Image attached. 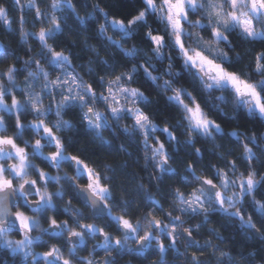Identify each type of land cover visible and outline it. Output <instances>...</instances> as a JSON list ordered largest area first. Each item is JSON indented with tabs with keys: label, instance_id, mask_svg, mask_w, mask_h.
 Listing matches in <instances>:
<instances>
[{
	"label": "snow or ice",
	"instance_id": "6c2138e0",
	"mask_svg": "<svg viewBox=\"0 0 264 264\" xmlns=\"http://www.w3.org/2000/svg\"><path fill=\"white\" fill-rule=\"evenodd\" d=\"M13 3L21 13L18 29L6 6H0V23L28 47L21 58L0 43V66L6 65L0 67V248L11 257L6 264H120L133 254L143 258L140 264H264V245L233 255L231 237L211 219L218 215L238 227L245 240L264 241V197H259L264 190V0H140L130 18H117L93 0H47L43 8L28 0L26 7L34 13L30 20L21 0ZM93 22L99 25V48L88 40ZM156 22L160 28L152 26ZM29 23L38 31L28 30ZM145 28L151 56L142 63L144 49L126 45ZM72 34L83 37L82 44L98 57L83 70L91 83L81 79L73 56L49 43ZM33 36L38 51L29 45ZM101 51L113 55L101 63ZM121 59L127 61L123 67ZM165 62L161 72L156 65ZM141 73L165 94L175 124L154 119L155 97L133 86ZM185 75L190 87L182 86ZM77 109L90 130V144L103 153H111L116 140L105 144V132L111 135L105 125L120 136L128 133L119 145L124 154L127 141L140 142L144 168L153 169L150 186L141 178L130 192L116 183L126 174L127 161L118 166L104 160L98 167L85 155L88 145L75 154L68 151L58 133L72 131V121L64 117ZM29 115L33 118L26 120ZM220 117L228 118L231 127L226 130ZM29 127L33 138L24 140ZM225 138L231 147L218 142ZM198 140L216 154L217 163L209 161L208 171L200 167L207 157ZM50 145L54 150L47 152L46 170L32 158L45 155ZM170 147L193 153L184 163L183 178L173 168ZM64 162L73 174L64 171ZM169 180L178 185L168 186ZM69 190L82 205L74 204ZM58 204L70 220L49 215ZM204 229L208 236L201 241L196 234ZM49 233L61 243L49 244Z\"/></svg>",
	"mask_w": 264,
	"mask_h": 264
},
{
	"label": "trees",
	"instance_id": "16d2710c",
	"mask_svg": "<svg viewBox=\"0 0 264 264\" xmlns=\"http://www.w3.org/2000/svg\"><path fill=\"white\" fill-rule=\"evenodd\" d=\"M74 2L78 3V0H74ZM93 2H99L101 6L105 7L108 11H110L113 15H115L117 18H130L132 15L136 14L138 7L140 6V0H93ZM4 5L9 10V18L13 21V28L18 29V18L21 15L16 10V6L13 3V0H3ZM21 3L25 5V16L29 20L34 15V13H31L27 9V3L28 0H21ZM37 3L40 4V6L43 8L44 4L47 3V0H44L42 3L41 0H37ZM91 10V9H89ZM81 14L83 15V10H81ZM100 22H103V19H100ZM71 23V21H69ZM154 28H160L158 22L153 23L152 25ZM28 30H34L38 31L37 28H33L32 24L29 23L27 26ZM97 25L95 22H93L90 26V31L88 32V40L90 43H97V40L95 38V29ZM147 31V29L140 30L136 36L135 41L137 45L144 50L151 51L150 49V42L148 41L147 37L144 35V33ZM111 32V31H110ZM83 37H78L75 34L71 35V38L68 36L61 35L60 38L56 41L50 40L49 43H52L53 46L59 51L64 50L68 54L74 57L73 63L78 64L84 60L88 59V54L85 52L83 48ZM73 40L76 42L73 43ZM0 42L3 44L10 45L12 49H14V57L19 56L21 58L25 57V48L28 47V45H24L19 40V36L15 35L14 33L6 32L5 27L0 23ZM29 45L35 48L37 51L39 50V42L38 39L33 36L29 40ZM178 59V58H177ZM141 62H145L142 58L141 53ZM17 63H20V61H17ZM153 63H156L155 60H153ZM127 64V61L121 59L120 60V67H123ZM157 68L162 72L166 67L167 63L165 62L163 65L157 64ZM23 69L21 68V72ZM158 74V73H154ZM166 79H170V77H165ZM21 80L23 77L20 78ZM162 83V81H161ZM136 87H141L143 90H145L149 96L155 97V102L151 105V114L153 115L154 119L157 121V123L163 124L165 122H171L172 124H175L176 122V113L175 110L171 108V106L166 102L165 94H162L160 91L156 90L152 85L151 82L147 80V78L141 73L137 76L136 83L133 85ZM181 86V85H177ZM182 86L190 87L189 80L187 79V76L182 77ZM17 93H19V89L16 90ZM170 94V93H168ZM148 109H146L147 111ZM226 111H230V109H226ZM50 116H52V113H49ZM215 118V113H213ZM67 116L72 117L74 120L79 119V112L78 110H72L67 114ZM32 116H27L26 120H31ZM54 118V117H53ZM221 120L226 122V130L231 127L230 121H228V118L226 117H220ZM131 123V121H129ZM81 130L76 133H70L65 134L64 139L68 144V151L70 153L75 154L76 150L78 148H81L84 145H88L87 151L85 155L87 156V159L94 164H96L98 167L102 165V162L104 160H107L111 164L120 165L123 161H127V164L124 166L125 168V175L119 176L116 178V183L118 185H122L129 188V191L136 186V182H138L141 178L143 180V183L145 186L149 185V175L153 171L151 166L148 168H144V160L142 158V145L139 141L133 142V141H127V146L129 147V151L127 154H124L123 151L119 148L120 143H123L126 141V137L121 135L119 140H115V142L112 145V152L109 154L103 153V151L95 146H92L90 144L88 135L86 132L83 131V126L78 125ZM246 127H255V125H245ZM6 135H11V131L5 133ZM68 135H72V142L69 143L68 141ZM110 136L109 134H106ZM24 140L32 139L33 138V132L32 129L29 127L27 128L25 134H24ZM162 139H167V135L165 134ZM182 140L184 137H180ZM20 143V141H18ZM221 144H224L225 147H231V145L228 143V138H225L224 140L218 141ZM22 144V143H21ZM197 147H201L205 151V156L207 158L203 159V164L200 166L201 168H204L205 171H208V164L209 161L212 163H217V160L215 159V152H209L210 145L206 148L204 145L203 140H198L196 143ZM170 151L173 153V168H179V171L181 173V178L184 176L183 166L185 162L191 161L194 156L191 151V149H183L178 150L174 147H170ZM119 153V154H117ZM119 170V169H118ZM199 171V168H198ZM111 174V173H109ZM168 186L178 185L177 180H169L167 182ZM117 193L119 194V187L116 189ZM151 191L156 192L155 188H151ZM157 195H159L157 193ZM259 197H264V190L260 191ZM258 197V198H259ZM118 200V197H117ZM251 211V209H248ZM140 215H143V211L140 212ZM212 223L216 225L217 227L221 228V230L225 233V236L231 237V243L229 244L228 248L232 252L233 255H246V253L253 248L260 249L262 245H264V241H258V240H245L240 235V230L235 225H230L226 221H224L221 217L218 215L212 216ZM196 220L190 221V223H195ZM197 239H200L203 241L208 236V230L204 229L200 233L196 234ZM182 250V249H181ZM7 250L0 248V264H6V262L10 261L11 257L10 255H6ZM179 255V254H178ZM142 259L135 258L134 264H140ZM120 264H124V261L121 260ZM246 264V262H245Z\"/></svg>",
	"mask_w": 264,
	"mask_h": 264
},
{
	"label": "clouds",
	"instance_id": "9594fccd",
	"mask_svg": "<svg viewBox=\"0 0 264 264\" xmlns=\"http://www.w3.org/2000/svg\"><path fill=\"white\" fill-rule=\"evenodd\" d=\"M0 6H5L4 3H3V0H0ZM101 23H103V22H101ZM98 27H99V25H97V28ZM108 35L112 36L113 39H119V36L116 33H114V32H109ZM93 44H96V43H93ZM134 44L136 46H138L135 40L134 41H129V43L126 45V47L131 48ZM96 47L99 48L100 47L99 44H96ZM83 48H84L85 52L88 54V59L78 63L76 70H77L78 74L81 76V79L85 83H91L92 77L90 75L86 74V72L83 71V70H86V67H87V65L89 64L90 61H95L98 57L92 55V53L89 51V48H88L87 44H84ZM141 53H142V58H143L144 61L147 60L151 56V51L149 52L147 50H144ZM112 55H113L112 51H101L99 53V58H101L100 62L104 63L105 62V58L110 57ZM124 55L127 56V53H125ZM140 58H141V54H140L139 59ZM0 67H6V65L5 66H0ZM41 67H44V65L42 64ZM93 106H95V105H93ZM77 110H78V112L80 111L79 109H77ZM98 110L101 111V112L104 111L103 107H100ZM64 118L66 120H71L72 121L73 127H72V131L70 133L74 134V133L80 131L81 128L78 125H82L83 126V131L84 132L88 133L90 131L88 126H87V124L82 123L79 119L78 120H74L72 117L67 116V115ZM105 127L108 128L109 132L111 133V135L108 136V135H106V134H108V132H105L104 135L107 138L106 141H105V144H107L108 140H112L113 138H115L116 140L120 139L119 133L117 131L113 130L111 125H105ZM120 130L123 131L122 128ZM70 133L69 132H60L58 134L64 136L65 134H70ZM124 135L127 136L128 133H124ZM68 141H69V143L72 142V135H68ZM89 141H90V139H89ZM222 215H225V214L222 213ZM241 256H243V254H241ZM245 262H246V260L241 261L240 264H245Z\"/></svg>",
	"mask_w": 264,
	"mask_h": 264
},
{
	"label": "flooded vegetation",
	"instance_id": "af4514ba",
	"mask_svg": "<svg viewBox=\"0 0 264 264\" xmlns=\"http://www.w3.org/2000/svg\"><path fill=\"white\" fill-rule=\"evenodd\" d=\"M21 146H24V145L21 144ZM50 150H54V147L51 146V145L44 149L45 155H43V156H40V155L34 156L32 158L34 164L37 165V166H39V167H41V168H45L46 170H48V168L46 167L48 165L47 152L50 151ZM28 151L31 153L32 152V149L29 148ZM51 171L53 173H55V169H51ZM64 171H67L69 174H73L72 169L70 167H68V162H64ZM51 190L52 189H50V191ZM69 195L73 199L74 204L82 205V201H80V198L77 197L74 192H72L71 190H69ZM25 207H27V206L25 205ZM89 214H90V210H85V216H88ZM49 215H57L60 220H63V219H69L70 220L69 214L64 211L63 206L60 205V204H58L55 209H53L52 211H50L49 212ZM83 222H85V223H96V224L103 225V221H101L99 219H97V220L85 219ZM43 226L45 228H47V224L46 223H44ZM108 230L111 231V229H108ZM36 234L38 235L39 233H36ZM50 235H51V233H49L48 235L45 236V240L49 244H51V243L60 244L61 243V238L60 237L52 236L51 239H49V236ZM95 242L96 241L90 242L88 244V248L91 249V244L92 243H95ZM36 243L37 244H43L44 241H37ZM43 250H44V248H42V247L41 248H37V251H43ZM63 250L66 252V249H63ZM96 251L97 252H102V249L97 248ZM87 254H88L87 252H82L81 253V255H87ZM178 254L179 253H177V255ZM135 258L143 259L142 257H137L135 254H133L132 256H125L122 260L124 261V264H134Z\"/></svg>",
	"mask_w": 264,
	"mask_h": 264
},
{
	"label": "rangeland",
	"instance_id": "374dc122",
	"mask_svg": "<svg viewBox=\"0 0 264 264\" xmlns=\"http://www.w3.org/2000/svg\"><path fill=\"white\" fill-rule=\"evenodd\" d=\"M1 43V42H0ZM5 134V133H4ZM44 227V226H43Z\"/></svg>",
	"mask_w": 264,
	"mask_h": 264
}]
</instances>
